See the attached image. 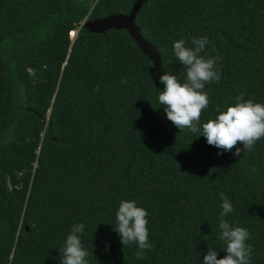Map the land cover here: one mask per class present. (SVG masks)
<instances>
[{
    "label": "trees",
    "instance_id": "16d2710c",
    "mask_svg": "<svg viewBox=\"0 0 264 264\" xmlns=\"http://www.w3.org/2000/svg\"><path fill=\"white\" fill-rule=\"evenodd\" d=\"M134 1L0 0V264H61L78 223L88 264H203L208 248L222 258L221 192L234 209L224 219L250 234V264H264V138L244 153L201 135L217 105L241 93L264 103V0H144L135 12L162 74L184 80L181 38L207 36L202 55L220 57L195 134L167 118L164 84L127 30L79 26ZM122 199L148 212L144 259L115 230Z\"/></svg>",
    "mask_w": 264,
    "mask_h": 264
},
{
    "label": "clouds",
    "instance_id": "9594fccd",
    "mask_svg": "<svg viewBox=\"0 0 264 264\" xmlns=\"http://www.w3.org/2000/svg\"><path fill=\"white\" fill-rule=\"evenodd\" d=\"M210 43L207 36L193 37L191 46L184 38L173 43L174 55L185 67L186 76L181 81L176 75L166 71L159 79L164 89L158 91L157 102L165 106L167 118L183 130L188 128L192 133L201 132L200 118L209 105L205 85L220 82L218 67L219 55L204 56L206 45ZM122 83H127L122 79ZM217 115L202 124V134L209 145L224 151H231L237 143L243 145L244 153L254 150L256 142L264 138V103L245 99L243 93L235 98V103L216 107ZM200 136V135H198ZM197 136V137H198ZM240 148L234 155L239 156ZM222 154V153H218ZM222 211L220 213L219 239L224 242L225 255L218 258L217 250L208 248L203 264H250L252 246L247 243V228L230 224L224 219L233 212L232 202L221 192ZM148 212L137 206L134 200L122 199L116 212V228L124 246L136 244L138 260L144 259L145 250L152 248L149 242ZM83 223L73 224L69 230L63 247L59 248L62 256L61 264H88V251L84 248L81 235Z\"/></svg>",
    "mask_w": 264,
    "mask_h": 264
},
{
    "label": "water",
    "instance_id": "95a60500",
    "mask_svg": "<svg viewBox=\"0 0 264 264\" xmlns=\"http://www.w3.org/2000/svg\"><path fill=\"white\" fill-rule=\"evenodd\" d=\"M144 0H135L127 13H113L107 14L99 18L84 19L79 26H83L89 32H103L105 29L123 28L127 30L130 38L135 42L141 53L144 54L153 64L158 78L163 73V68L160 62L159 55L156 51L155 46L147 42L139 33V29L134 23L135 12ZM72 39L75 30L71 31Z\"/></svg>",
    "mask_w": 264,
    "mask_h": 264
},
{
    "label": "rangeland",
    "instance_id": "374dc122",
    "mask_svg": "<svg viewBox=\"0 0 264 264\" xmlns=\"http://www.w3.org/2000/svg\"><path fill=\"white\" fill-rule=\"evenodd\" d=\"M70 35H72V34L70 33ZM70 35H69V37H70Z\"/></svg>",
    "mask_w": 264,
    "mask_h": 264
},
{
    "label": "bare ground",
    "instance_id": "6f19581e",
    "mask_svg": "<svg viewBox=\"0 0 264 264\" xmlns=\"http://www.w3.org/2000/svg\"><path fill=\"white\" fill-rule=\"evenodd\" d=\"M72 34V32H70Z\"/></svg>",
    "mask_w": 264,
    "mask_h": 264
}]
</instances>
